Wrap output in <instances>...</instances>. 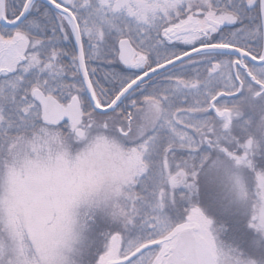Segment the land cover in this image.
Returning <instances> with one entry per match:
<instances>
[{"label": "snow or ice", "instance_id": "6c2138e0", "mask_svg": "<svg viewBox=\"0 0 264 264\" xmlns=\"http://www.w3.org/2000/svg\"><path fill=\"white\" fill-rule=\"evenodd\" d=\"M0 264H264V0H0Z\"/></svg>", "mask_w": 264, "mask_h": 264}]
</instances>
